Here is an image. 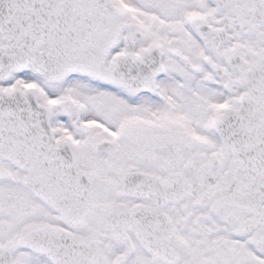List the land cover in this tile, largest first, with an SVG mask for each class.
<instances>
[{
    "label": "snow or ice",
    "instance_id": "obj_1",
    "mask_svg": "<svg viewBox=\"0 0 264 264\" xmlns=\"http://www.w3.org/2000/svg\"><path fill=\"white\" fill-rule=\"evenodd\" d=\"M0 264H264V0H0Z\"/></svg>",
    "mask_w": 264,
    "mask_h": 264
}]
</instances>
